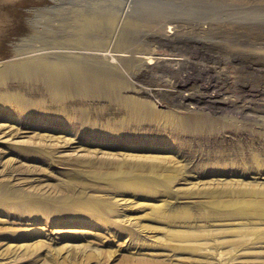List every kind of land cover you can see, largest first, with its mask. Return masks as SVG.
<instances>
[{
  "label": "rangeland",
  "instance_id": "obj_1",
  "mask_svg": "<svg viewBox=\"0 0 264 264\" xmlns=\"http://www.w3.org/2000/svg\"><path fill=\"white\" fill-rule=\"evenodd\" d=\"M92 15L101 22L86 39L118 48L111 60L119 68H102L109 83H72L59 99L22 71L0 82L25 106L63 114L58 122L15 102L0 107V264H264V217L234 215L226 204L238 190L264 188V0H0V68L41 51L53 60L78 53L97 70L90 54L99 49L52 47ZM181 61L189 74L182 90L194 94L187 106L170 96ZM136 74L158 90L145 98L166 114L160 123L130 115ZM209 91L217 101L195 107ZM142 157L158 161L157 172L143 173L155 185L115 189L107 174L117 162ZM25 196L45 197L53 209L98 201L100 211L13 207Z\"/></svg>",
  "mask_w": 264,
  "mask_h": 264
},
{
  "label": "bare ground",
  "instance_id": "obj_2",
  "mask_svg": "<svg viewBox=\"0 0 264 264\" xmlns=\"http://www.w3.org/2000/svg\"><path fill=\"white\" fill-rule=\"evenodd\" d=\"M186 4V3H185ZM187 5V4H186ZM209 8V6H206ZM111 11V10H110ZM159 12V11H158ZM165 12V11H164ZM176 18L180 17L179 13L180 11L176 10ZM168 14V13H167ZM112 15V14H111ZM169 15V14H168ZM114 16V15H113ZM123 16V15H122ZM124 17V16H123ZM127 17V16H126ZM125 17V18H126ZM183 17V16H182ZM120 18V17H119ZM166 19V18H162ZM211 19V18H210ZM134 20V19H133ZM159 20V19H158ZM118 21V20H117ZM161 21V20H160ZM166 21V20H165ZM205 21V20H204ZM101 20L98 16L92 15L88 16L84 19H77L72 31L73 38H71L68 42L61 41V42H53L52 47H64L66 44H69L68 47H76V48H88V49H99L101 52H97L94 54H90L93 56V58L99 63V67L97 70H88L87 66H84L82 63L76 60V58L80 57V54L73 53L69 57L62 56L63 54L59 55L57 60L49 59L47 58V54H42L41 51L38 54H32V56H27L25 58L22 57V59L6 66L0 68V82L4 80L5 75L7 71L12 70L13 71H22L26 76L32 78V79H42L48 90L51 93V97L53 95V98H66L65 88L72 84V83H78V84H84L87 85L92 81H96L97 83H109L112 79V75L102 68H109L110 66H113L115 68H119L117 64L112 63L114 57L112 51L118 50L116 47H112L104 42L95 41L91 39H86L85 33L88 31H96L99 29ZM107 27H111L115 23V18L110 17L106 21ZM158 22V21H156ZM168 22V21H166ZM210 24H212V20L208 21ZM119 23V22H118ZM178 23V22H177ZM176 23V24H177ZM180 23V21H179ZM203 23V22H202ZM140 24V23H139ZM159 24V23H158ZM181 24V23H180ZM179 24V25H180ZM117 25V24H116ZM154 25V24H153ZM212 26V25H210ZM117 27V26H116ZM173 28V27H172ZM205 28V27H203ZM114 29V28H113ZM117 29V28H116ZM118 30V29H117ZM115 31V30H114ZM98 33V32H95ZM179 33V32H178ZM113 38V37H112ZM159 38V37H158ZM165 38V37H164ZM159 39V42L163 45L173 43V40L175 38L170 39ZM114 39V38H113ZM112 39V40H113ZM148 39V38H147ZM151 39V38H150ZM67 40V39H66ZM111 40V39H110ZM108 39V42L110 41ZM115 40V39H114ZM176 40V39H175ZM174 40V41H175ZM179 40V39H178ZM107 41V39H106ZM119 41V40H118ZM121 42V41H119ZM145 42V41H144ZM151 43V42H150ZM178 43V42H176ZM174 47L176 46L175 43L172 44ZM180 45V44H179ZM178 46V45H177ZM170 48V47H169ZM37 50H42V48H39ZM155 50V49H154ZM44 51V50H43ZM58 51H60L58 49ZM149 51V50H148ZM76 52V50H75ZM81 52V50H80ZM79 52V53H80ZM142 52V51H141ZM93 53V52H92ZM151 54V53H150ZM116 56V55H115ZM122 56V55H121ZM149 56V55H148ZM71 57H73L71 59ZM125 57V56H124ZM123 58V57H122ZM196 58V57H195ZM112 59V60H111ZM116 60V59H115ZM92 61V60H91ZM205 62V61H204ZM163 63V62H162ZM168 63V62H167ZM177 63V62H176ZM191 63V62H190ZM171 64V63H170ZM179 64L178 68L172 67L171 64V70L178 74L179 78L176 82L175 87V93L174 95H170L173 97L175 101H177L181 106H187L189 104V100L191 98H194L191 93H184L182 90V85H188L186 80V69H184L185 64L177 63ZM203 64V63H202ZM206 64V63H205ZM2 65V64H1ZM140 65V64H139ZM191 65V64H190ZM146 66V65H145ZM161 66V65H160ZM176 66V65H175ZM205 66V65H204ZM126 68V67H125ZM139 68V67H138ZM142 68V67H141ZM201 68V67H200ZM209 69L211 68V65H206L203 69ZM160 69V68H159ZM139 70V69H138ZM146 71V70H145ZM167 71V69H166ZM171 71V72H173ZM164 72V71H163ZM11 73V72H10ZM161 73V72H160ZM142 74V73H141ZM151 74V73H150ZM169 74V73H168ZM166 75V74H165ZM189 75V74H187ZM130 76V75H129ZM142 75L136 74V81L133 87L134 94L131 96V111L130 115L137 120H140L142 118L149 119L150 121L154 122H161L163 121V116L165 117L166 114L163 115V113H160L158 110L154 109L152 105L147 101L145 97H148L152 94L157 93V89L147 87L141 84V80L143 79L140 77ZM144 76V75H143ZM147 76V75H146ZM134 77V76H133ZM132 77V78H133ZM149 77V76H148ZM193 77V76H192ZM151 78V77H150ZM175 79V77H174ZM131 80V79H130ZM133 80V79H132ZM149 80V79H147ZM157 80V79H156ZM163 81V80H162ZM141 82V83H140ZM155 82V81H154ZM172 82V81H171ZM39 83V82H38ZM148 83V82H147ZM146 83V84H147ZM151 84V83H150ZM190 84V83H189ZM192 85V84H191ZM198 85V84H197ZM12 86V85H11ZM173 86V85H172ZM201 86V85H199ZM214 86V85H213ZM130 87V86H129ZM190 87V86H189ZM192 87V86H191ZM1 88V87H0ZM5 88V87H4ZM174 88V87H173ZM82 89V87H81ZM129 89V88H128ZM131 89V88H130ZM161 89V88H160ZM191 89V88H190ZM199 89V88H197ZM194 90V89H192ZM187 91V90H186ZM200 91V90H199ZM122 92V91H121ZM120 92V93H121ZM125 92V90H124ZM161 92V91H160ZM169 92V91H168ZM219 92V90H218ZM217 92V93H218ZM126 93V92H125ZM165 93V92H164ZM173 93V91H172ZM171 93V94H172ZM195 93V92H194ZM206 93V92H205ZM204 93L203 97L205 98L204 102L202 104L200 103L199 97L196 100L197 105L195 107H206L210 105L211 103H214L217 101L215 98V94L212 92ZM197 94V93H196ZM25 96V95H24ZM27 96V95H26ZM99 96V95H98ZM28 97V96H27ZM130 97V96H129ZM154 97V96H153ZM169 97V96H168ZM125 98V97H124ZM171 98V97H170ZM223 98V97H222ZM221 98V99H222ZM75 99V98H74ZM164 99V98H163ZM167 99V98H166ZM55 100V99H53ZM158 101V100H157ZM15 102L16 105H18L21 109L27 110L30 114L36 116L37 118H42L45 120H54L61 122V119H63V114L60 111H40L35 107L34 104L30 106H25L24 98H22V95L19 93H11V92H0V107L1 108H9L12 106V103ZM69 102V101H68ZM72 102V101H71ZM154 102V101H153ZM14 103V104H15ZM112 103V102H111ZM169 103V102H168ZM192 103V102H191ZM195 103V104H196ZM102 104V103H101ZM108 105V104H107ZM173 105V104H172ZM55 106V105H54ZM53 106V107H54ZM123 106V105H122ZM154 106V105H153ZM47 107V106H46ZM58 108V106H56ZM157 107V106H155ZM218 107V105H217ZM120 108V107H119ZM123 108V107H121ZM130 108V107H129ZM20 109V110H21ZM158 109V108H157ZM196 109V108H195ZM13 110V109H12ZM61 110V109H59ZM65 112V111H64ZM123 112V111H122ZM120 112V114L122 113ZM128 112V111H127ZM6 114V113H5ZM122 115V114H121ZM124 115V114H123ZM127 115V114H126ZM169 115V114H168ZM125 116V115H124ZM129 115H127L128 117ZM171 116V115H170ZM170 116L169 119L170 120ZM18 118V117H17ZM122 118V117H121ZM125 118V117H124ZM176 118V117H175ZM12 119V118H11ZM132 119V118H131ZM165 119V118H164ZM119 120V119H118ZM123 120V119H122ZM166 122V121H165ZM174 122V121H173ZM177 122V121H175ZM198 122V121H197ZM13 123V122H12ZM179 123V122H178ZM17 124V123H15ZM158 124V123H157ZM177 124V123H176ZM21 126V125H20ZM86 127V126H85ZM107 127V126H106ZM6 128V125H5ZM8 128V127H7ZM179 128V127H178ZM1 129V128H0ZM121 129V128H119ZM118 129V130H119ZM7 132V131H6ZM11 132V130L9 131ZM25 132V129L24 131ZM21 132V133H23ZM33 132V131H32ZM8 133V132H7ZM20 134V133H19ZM103 134V133H102ZM2 136V135H1ZM4 136V135H3ZM24 136V134H23ZM52 137V136H51ZM101 138V137H100ZM73 142V141H72ZM67 146V145H66ZM162 146V145H161ZM77 148V155H82V153H79V151L82 148ZM19 149V148H18ZM76 149V148H75ZM82 151V150H81ZM76 152V151H75ZM84 154V153H83ZM86 154V153H85ZM98 155V154H97ZM81 157V156H80ZM127 157V156H126ZM136 157V156H135ZM138 157V156H137ZM145 157V156H144ZM110 161V160H109ZM112 161V160H111ZM85 162V161H84ZM88 162V161H87ZM113 162V161H112ZM158 161L151 158H133L130 161H126L123 159V161L117 162V167L115 168V171L113 173L109 172L107 176L111 179V182L113 183V186L115 189H122L125 188V190H129L132 192H147L149 191L154 185H155V178H151L148 175H143V173H155L158 170ZM107 163V162H106ZM86 164V162H85ZM84 164V166H85ZM99 164V163H98ZM115 164V163H114ZM94 165V164H92ZM100 165V164H99ZM106 165V164H105ZM111 165V164H110ZM91 166V164H90ZM96 166V164H95ZM107 166V165H106ZM97 167H99L97 165ZM169 168V167H168ZM169 171V170H168ZM177 171V170H176ZM20 172V171H19ZM134 172H137L134 174ZM166 172V171H165ZM138 173H141L140 175ZM170 173V172H169ZM5 174V173H4ZM18 173L13 174L12 176H17ZM24 174V173H23ZM157 176V175H156ZM5 177V176H4ZM12 178V177H11ZM15 178V177H14ZM21 178V177H16ZM17 180V179H16ZM109 180V179H108ZM170 180V179H169ZM168 180V181H169ZM166 181V180H165ZM167 181V182H168ZM2 184V183H1ZM167 186V185H166ZM156 188V186H155ZM3 189V188H2ZM17 190V189H16ZM2 191V190H1ZM28 192V191H27ZM25 193V192H24ZM47 193V192H46ZM9 195V194H8ZM147 195V194H146ZM217 199V198H215ZM220 199V198H219ZM4 201V200H3ZM69 201V200H68ZM72 201V200H71ZM70 201V203H71ZM105 202V201H103ZM7 203V202H6ZM69 203V202H68ZM100 204L101 202H94L91 200L86 201H77L75 202L72 207H63L62 205H58L53 209L45 197H29L25 196L24 198H21L20 200H17L16 203L13 204V207L16 209H22L29 212L34 213H49L55 210L57 213H60L61 215H71V214H79V213H86L93 215H98L100 211ZM104 204V203H102ZM107 204V203H106ZM227 205H229L234 213V215L237 216H252V215H260L264 217V188H256V187H247L245 189L238 190V193L227 199ZM212 205V204H211ZM218 205V201H217ZM7 206V205H6ZM11 206V205H10ZM104 206V205H103ZM114 206V205H112ZM12 207V208H13ZM212 207V206H211ZM219 207V206H217ZM8 208V207H7ZM216 208V207H215ZM217 209V208H216ZM230 209V210H231ZM13 210V209H12ZM182 210V209H181ZM215 210V209H214ZM179 211V210H178ZM183 211V210H182ZM18 212V211H17ZM232 214V212H231ZM162 215V214H161ZM179 235V234H178Z\"/></svg>",
  "mask_w": 264,
  "mask_h": 264
}]
</instances>
